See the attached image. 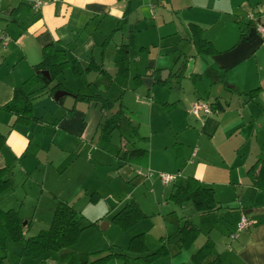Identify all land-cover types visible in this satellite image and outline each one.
<instances>
[{
    "label": "crops",
    "instance_id": "crops-1",
    "mask_svg": "<svg viewBox=\"0 0 264 264\" xmlns=\"http://www.w3.org/2000/svg\"><path fill=\"white\" fill-rule=\"evenodd\" d=\"M41 1L46 4L39 9L13 17L10 12L20 2L0 0V107L32 75V68L41 61L42 48L50 44L64 50L69 62L77 61L85 68L92 61L104 72L74 78L65 70L52 85L59 83L74 97L99 94L113 107L103 112L95 104L75 98L71 110H66L63 101H55L39 85L32 90L35 124L16 125L15 116L0 110V136L4 138L0 169H8L10 182V188L0 195V210L17 211L27 224L24 236L31 237L49 227L57 200L71 206L83 221L82 210L76 208L79 202L82 209L97 206L107 193H115L118 181L127 184V191L104 215L89 218L85 225L81 221L84 227L97 224L83 230L70 250L30 260L21 258L20 244L6 241L4 264H67L73 254H79L84 237H91L103 221L102 231L110 229L112 216L130 200L147 218L122 232L120 251L126 252L129 240L143 234L149 252L161 241L169 251V256L152 264H192L190 257L210 240L221 264H264V193L251 185L247 175L254 163L264 162V37L247 19L254 15L257 23L264 24V0ZM189 25L202 30V38L216 54H196ZM174 51L182 57L170 72ZM172 74L176 75L168 86L156 84ZM257 88L256 96L247 95ZM196 102L210 104L212 112L194 117L197 129L187 144L179 139L190 127L178 114L179 107ZM119 104L125 113L121 132L101 134L100 126ZM145 110L157 114L163 123L168 118V127L177 137L169 147V171L153 161L148 148L158 121L148 118L151 134H144L141 124L134 127L126 116V111L138 115ZM131 128L136 129V137ZM115 133L120 137L126 133L131 149L148 152L145 166L120 161L119 145L113 144L114 152L108 151L106 145L113 142ZM134 140L144 146L134 148ZM174 143L183 147L186 165L180 173L171 150ZM186 147H191L188 155ZM152 173L197 179L213 190L220 209L200 216L191 203L174 205L167 201L173 182L159 181ZM240 173L246 175V182ZM93 193L99 197L96 204L89 202ZM243 215L250 222L249 230L229 240ZM184 221L200 232L187 250L180 249L178 235ZM104 246L107 250L116 247L113 242ZM94 252L92 247L85 249V254ZM130 264L140 262L131 260Z\"/></svg>",
    "mask_w": 264,
    "mask_h": 264
},
{
    "label": "trees",
    "instance_id": "trees-1",
    "mask_svg": "<svg viewBox=\"0 0 264 264\" xmlns=\"http://www.w3.org/2000/svg\"><path fill=\"white\" fill-rule=\"evenodd\" d=\"M30 7L20 3L19 6L10 12V16H18L19 14L28 13ZM189 40L198 55H214L216 51L212 45L202 38V30L196 25H189ZM242 36V35H241ZM106 43V41H105ZM41 61L32 68V75L25 80L19 87L13 90L11 100L0 107L3 110L16 117L15 124L29 127L35 124L36 119L33 115L32 90L36 86L48 89L50 96L57 91H64L59 83L52 85L54 81L65 71L69 70L74 78H79L89 72L104 73L101 68L96 66L92 61L83 67L77 61L69 62L64 50L57 49L55 44H50L42 48ZM172 63L169 68L170 72L182 57V54L174 51L171 53ZM47 72L46 78L43 73ZM170 75L165 81H157L160 87L168 86L171 82ZM259 89H255L247 93L254 97ZM77 102L93 103L99 107L100 111H110L113 107L112 103L104 99L99 94L75 95ZM171 106V105H170ZM164 108V106H163ZM125 113L122 106L118 105V110L107 118L100 126V132L109 136L117 131L121 132ZM133 136H137L135 128H131ZM4 138L0 136V148L4 145ZM145 140V139H140ZM127 141L121 137L120 148L117 157L120 161L127 165L143 167L147 163L148 152L144 149H125ZM171 150L175 158V168L180 173L185 165L183 147L179 143H174ZM247 175L251 185L258 191L264 193V162L257 161L247 171ZM10 188L8 178V169H0V195ZM99 200L97 194L93 193L89 196V202L96 204ZM167 201L177 206L185 203H191L194 210L200 216H207L218 211L220 207L214 199V192L211 188L203 187L202 184L192 177L175 176L172 183L171 192ZM147 216L143 214L133 200L127 202L122 209L115 213L110 222L121 232H126L135 226L138 222L145 220ZM82 216L76 212L71 206L61 200L56 201V206L50 221L49 227L40 230L35 236L25 237L23 220L20 219L17 211L0 210V264H4L6 258L5 243L9 241L13 244L21 245V258L37 260L46 254H57L65 252L73 248L80 239L81 233L86 228L96 227L95 223H90L86 227L81 224ZM200 232L192 223L184 221L178 228L180 249L187 250L197 239ZM96 258L90 264H106L111 260H117L118 264H130L131 260H138L141 264H152L155 260L169 256V251L165 243L161 241V245L154 251L149 252L145 244V236L138 234L133 236L127 245L126 252L108 249L107 253L94 252L92 255ZM130 254H133L132 257ZM192 264H221L220 256L216 252L213 242L206 240L204 244L190 257ZM86 264V263H81Z\"/></svg>",
    "mask_w": 264,
    "mask_h": 264
},
{
    "label": "rangeland",
    "instance_id": "rangeland-1",
    "mask_svg": "<svg viewBox=\"0 0 264 264\" xmlns=\"http://www.w3.org/2000/svg\"><path fill=\"white\" fill-rule=\"evenodd\" d=\"M144 13L146 14V11H144ZM57 80L58 79H56V82H57ZM185 87H187V86H185ZM184 90L186 91L187 88H184ZM179 108H180V112L178 114H180V117L183 118L185 124L187 126H190L188 131L185 132V134H183V135L179 134V139L186 141L187 144H190L191 141L193 140V131H194V129H197V124H195L196 119L190 113V107H187V104L184 103ZM145 113L148 115H146ZM145 113L140 112L141 117H139L140 114H138V115L136 113L131 114L128 111H126V116H128L131 121H134V123H132L134 127L138 126V124H141V132L144 134H149L151 132V130L149 129L148 124H147L148 118L152 119V122L154 121V119L156 121H158V123H159L158 127L155 129V131H154L155 133H153L150 137L151 139H150V144L148 145V148L150 147V149H151L153 161H155V163H158L159 165H162L163 170L169 171L172 167V159H171L172 154L170 152L169 147L175 140H177V137L175 139L176 135L172 131H170V129L168 127V118H166V117L163 118L165 121L163 123L159 119H157L158 115L157 114L154 115L152 111H150V110L146 111L145 110ZM125 134H123L124 138L123 137L122 138H123V140L125 139L126 141H128L129 137L126 138ZM129 134H131V131L129 132ZM114 135H115L114 136L115 138H114L113 142L111 144L107 143V145H106V148H108V151L114 152L115 147H113V146L115 144L119 145L118 148H120V143L118 144V141H119V138L121 139V137L119 136V133H115ZM131 143H135L134 148H142L144 146V145L140 144L139 142H135V140H134V142H131ZM128 144L129 143L127 142L125 149L133 148L132 144H130L129 146H128ZM190 149H191V147H188V148L186 147L187 155H188ZM167 171H165V172H167ZM152 174H155V177L158 178V176L156 175L157 173H152ZM166 174H168V173H166ZM239 176H240V179L242 178V179H244L245 182L247 181V177L243 173H240ZM159 181H161V180L159 179ZM126 191H127V184H124L121 181L120 182L118 181V186L116 187L115 193H111V194L107 193L108 196H105V198H103V200L97 206L94 207L90 204L89 206L82 209V203L79 202L78 205H76L77 206L76 208L79 210H82V214L86 218V220L82 221V224L83 225L87 224L89 221V218L95 219V218H98L100 216V214L104 215L107 212V210H110L113 208V206L115 205V203L119 199L123 198ZM40 220H39V222H40ZM97 222L99 223L100 221H97ZM105 222L106 221L99 223V226L97 228H95L96 232H94V233L92 232L93 234H91L92 235L91 237H84V239L82 240V242L79 245L80 247H78V249L80 250L79 254L78 255L73 254L74 257L72 258V260H68L67 264H80V263L90 264V262L93 259H95L96 256L94 254L92 255V253H89V254L86 253L85 254V249L89 248V247H92L93 250H95V252L107 253L108 250L106 249V246H104V245L105 244L108 245L109 242H113L116 246V247H114V249L118 250L119 246L122 243V235L123 234L114 225H112L111 228L108 229L107 231H102L101 228H102L103 223H105ZM233 230H234V228L232 229V231ZM248 230H249V228H248ZM100 236H102L103 238H106L107 241L105 239L99 240ZM86 245H89V247L85 248ZM116 263H113V264H116Z\"/></svg>",
    "mask_w": 264,
    "mask_h": 264
},
{
    "label": "built area",
    "instance_id": "built-area-1",
    "mask_svg": "<svg viewBox=\"0 0 264 264\" xmlns=\"http://www.w3.org/2000/svg\"><path fill=\"white\" fill-rule=\"evenodd\" d=\"M20 3H23L30 7L32 10H37L41 6L45 5L46 3L41 0H18ZM249 22H253L255 24L256 31L261 35V37H264V24L257 23V19L254 15H248L247 17ZM212 108L210 104L205 102H196L190 107V113L197 119L200 118V116H207L211 114ZM158 178L163 181L164 183L173 182L175 176L168 175V174H157ZM250 227V222L247 219L246 216H241L239 221L237 222L234 231L229 234L228 238L230 240H234L237 238V236L247 230Z\"/></svg>",
    "mask_w": 264,
    "mask_h": 264
},
{
    "label": "water",
    "instance_id": "water-1",
    "mask_svg": "<svg viewBox=\"0 0 264 264\" xmlns=\"http://www.w3.org/2000/svg\"><path fill=\"white\" fill-rule=\"evenodd\" d=\"M166 74H168L167 72H165ZM43 75L46 77V78H49L48 77V73L45 72L43 73ZM164 76L161 77L162 80H164ZM53 99L55 101H63V107L64 109L66 110H71L74 102H75V97L73 94L69 93V92H66V91H57L55 92L54 96H53ZM103 229V228H101Z\"/></svg>",
    "mask_w": 264,
    "mask_h": 264
}]
</instances>
